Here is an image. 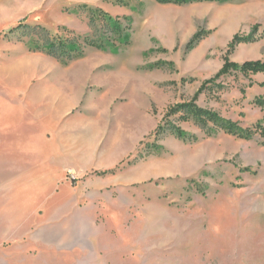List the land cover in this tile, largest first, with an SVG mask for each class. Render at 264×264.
<instances>
[{
  "label": "rangeland",
  "instance_id": "374dc122",
  "mask_svg": "<svg viewBox=\"0 0 264 264\" xmlns=\"http://www.w3.org/2000/svg\"><path fill=\"white\" fill-rule=\"evenodd\" d=\"M96 10L130 28L116 45L0 77V162L35 164L0 174V264H264V73L198 97L238 133L179 114L187 139L157 134L227 59L264 62V0H0L4 58L34 53L37 26L107 35Z\"/></svg>",
  "mask_w": 264,
  "mask_h": 264
},
{
  "label": "trees",
  "instance_id": "16d2710c",
  "mask_svg": "<svg viewBox=\"0 0 264 264\" xmlns=\"http://www.w3.org/2000/svg\"><path fill=\"white\" fill-rule=\"evenodd\" d=\"M160 4H174V5H186L192 3H225L229 0H155ZM92 24H97L98 21H101L103 24V28L106 27L105 33L107 35H103L102 37H98L97 39H89L85 38L81 41L80 37L69 36V33H65L63 35H52V33L42 27L37 26L34 27L33 30L36 31L37 35L43 34L42 39H38V41H34V48L31 49L32 52H46L48 55L61 60L64 63H69L83 56L85 53V49L87 47H93L96 49H104L107 45H116V41L123 39L124 35L130 29L129 27H123L120 19H113L107 13L102 10L92 11V15L90 17ZM22 25L19 26V28ZM68 32V31H67ZM197 37L191 42L192 46L196 42ZM236 46V42L234 41L230 48H234ZM240 71L244 76H249L250 74H259L264 73V62L263 61H247L242 65L237 63H231L228 61L223 67V69L216 75L214 78L206 81L196 93L195 98L188 103H179L170 108V110L165 115L163 122L159 125L157 134L165 130H174L175 135L180 139H187L185 132L179 128L174 127V123L172 124L170 121V117L181 114L180 120L189 122L191 120H195L196 123L202 124L203 126H208L209 122H213L216 126L227 129L230 132L238 133L234 128L232 123L226 121L221 118L217 113H213L207 111L197 105L198 97L205 91L208 84L215 82L220 79L225 74L230 73L231 71ZM164 122L166 124L164 125ZM172 124V125H171ZM226 125H229L227 127Z\"/></svg>",
  "mask_w": 264,
  "mask_h": 264
},
{
  "label": "crops",
  "instance_id": "0c3cea01",
  "mask_svg": "<svg viewBox=\"0 0 264 264\" xmlns=\"http://www.w3.org/2000/svg\"><path fill=\"white\" fill-rule=\"evenodd\" d=\"M3 48L0 46V77L2 75H35L36 70L38 69L36 66L41 63L43 59H45V56H41L40 54L30 53L29 51H21L20 53H17L14 57L5 59L3 54ZM28 65V70L24 71L21 68L22 63H26ZM2 144H6V148L9 146L10 138H4L0 139ZM7 160L14 159L15 156L13 153H6ZM18 158V157H17ZM11 162H0V174H9V175H17L21 173L24 169L28 170H34V165H27L25 166L18 160H10ZM56 235L50 234V235H38V238H46V241H56ZM78 239V238H75ZM87 264H112L110 261H102L101 259L95 258L93 260L87 261Z\"/></svg>",
  "mask_w": 264,
  "mask_h": 264
}]
</instances>
